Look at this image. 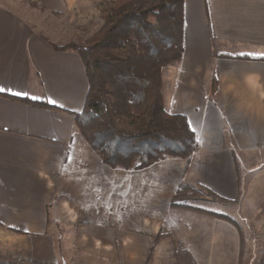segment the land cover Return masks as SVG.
<instances>
[{
    "label": "crops",
    "instance_id": "obj_1",
    "mask_svg": "<svg viewBox=\"0 0 264 264\" xmlns=\"http://www.w3.org/2000/svg\"><path fill=\"white\" fill-rule=\"evenodd\" d=\"M103 1L0 0V264H178L157 235L187 159L112 168L75 126L89 80L81 55L57 46L88 37L74 16L98 12L101 25ZM236 55H264V0H185L168 110L198 133L186 180L229 198L235 151H264V59ZM235 228L210 219L203 264H239Z\"/></svg>",
    "mask_w": 264,
    "mask_h": 264
},
{
    "label": "trees",
    "instance_id": "obj_2",
    "mask_svg": "<svg viewBox=\"0 0 264 264\" xmlns=\"http://www.w3.org/2000/svg\"><path fill=\"white\" fill-rule=\"evenodd\" d=\"M57 47L74 49L82 57L90 87L83 110L75 115V126L103 163L129 170L170 157L186 158L170 207H192L187 200L204 194L202 185L186 180L190 160L199 149L198 133L186 114L166 109L162 85L163 68L184 56L185 0H114L103 24L89 37ZM215 55L219 56L217 50ZM235 57L264 59V55ZM218 84L214 73L211 98ZM170 236L162 227L157 239ZM172 254L178 264H199L175 237Z\"/></svg>",
    "mask_w": 264,
    "mask_h": 264
},
{
    "label": "rangeland",
    "instance_id": "obj_3",
    "mask_svg": "<svg viewBox=\"0 0 264 264\" xmlns=\"http://www.w3.org/2000/svg\"><path fill=\"white\" fill-rule=\"evenodd\" d=\"M3 1H7L17 7L22 6V1H24L23 4L25 5L29 2V0ZM112 2L103 1L101 3L102 9L105 11L103 22L106 14L112 8ZM39 16V19H43V16L45 15L41 14ZM53 18L54 17H47L48 20ZM57 19L61 18L58 17ZM82 19L86 22L85 26H87L86 31L80 30L78 32V36L82 39L85 36L89 37L103 24L101 23L100 25L102 18L98 12L92 15L90 14L86 18H82L78 15L77 17L74 16L75 23L78 21L80 22ZM75 42L77 43V41H70L69 43ZM181 62L170 64L163 68L162 85L164 102L166 97L165 107L167 110L169 105L167 103L168 94L172 88L171 83L173 84L174 80V77L172 76L173 71H175L174 68L179 66ZM164 79L167 80L169 86L167 82L164 84ZM219 85L220 81L218 89ZM235 153V168L239 184V189L235 197H225L216 192L221 196L218 197L207 190L210 188L202 185L205 188L200 187V189L204 191V194H198L197 197L187 200V204H190L192 207H177L173 209L169 205L165 223L162 227H165L166 230L170 232L171 236L160 239L161 248L168 252V256L173 257V238L175 237L186 244L199 264H203L206 259L205 237L209 221L210 219H223L232 222L236 227L235 230H238L241 237L242 249L239 264H262L264 256V151H235ZM216 212L224 214L227 217L220 216ZM229 218L233 219V221L229 220Z\"/></svg>",
    "mask_w": 264,
    "mask_h": 264
}]
</instances>
